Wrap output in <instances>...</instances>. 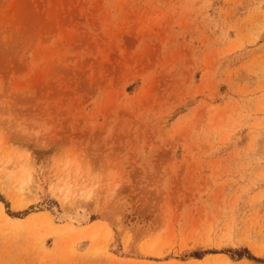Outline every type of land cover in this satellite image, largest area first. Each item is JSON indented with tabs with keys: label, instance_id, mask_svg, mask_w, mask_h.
Listing matches in <instances>:
<instances>
[{
	"label": "rangeland",
	"instance_id": "obj_1",
	"mask_svg": "<svg viewBox=\"0 0 264 264\" xmlns=\"http://www.w3.org/2000/svg\"><path fill=\"white\" fill-rule=\"evenodd\" d=\"M0 264H264V0H0Z\"/></svg>",
	"mask_w": 264,
	"mask_h": 264
},
{
	"label": "bare ground",
	"instance_id": "obj_2",
	"mask_svg": "<svg viewBox=\"0 0 264 264\" xmlns=\"http://www.w3.org/2000/svg\"><path fill=\"white\" fill-rule=\"evenodd\" d=\"M24 184L25 181L23 179V177L21 178L20 182H19V190H25L26 188H24ZM54 213H55V218L59 221V222H63L65 220H69L70 222L76 223V224H83L88 222L89 217L88 215L83 212L81 213H74L68 209H64L62 212H59L58 209H54Z\"/></svg>",
	"mask_w": 264,
	"mask_h": 264
},
{
	"label": "trees",
	"instance_id": "obj_3",
	"mask_svg": "<svg viewBox=\"0 0 264 264\" xmlns=\"http://www.w3.org/2000/svg\"><path fill=\"white\" fill-rule=\"evenodd\" d=\"M248 258H249V259H254V258H252V257H250V256H248Z\"/></svg>",
	"mask_w": 264,
	"mask_h": 264
}]
</instances>
